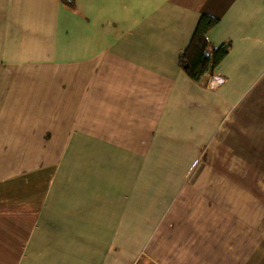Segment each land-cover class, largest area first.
I'll use <instances>...</instances> for the list:
<instances>
[{
    "label": "crops",
    "instance_id": "obj_1",
    "mask_svg": "<svg viewBox=\"0 0 264 264\" xmlns=\"http://www.w3.org/2000/svg\"><path fill=\"white\" fill-rule=\"evenodd\" d=\"M75 3L0 0V264H264V0Z\"/></svg>",
    "mask_w": 264,
    "mask_h": 264
},
{
    "label": "trees",
    "instance_id": "obj_2",
    "mask_svg": "<svg viewBox=\"0 0 264 264\" xmlns=\"http://www.w3.org/2000/svg\"><path fill=\"white\" fill-rule=\"evenodd\" d=\"M61 2L71 9L76 6L75 0H61ZM219 21L216 16L202 13L198 17L188 44L178 55L179 67L196 82L203 83L228 54L231 46L229 41L215 45L208 38V32Z\"/></svg>",
    "mask_w": 264,
    "mask_h": 264
},
{
    "label": "rangeland",
    "instance_id": "obj_3",
    "mask_svg": "<svg viewBox=\"0 0 264 264\" xmlns=\"http://www.w3.org/2000/svg\"><path fill=\"white\" fill-rule=\"evenodd\" d=\"M75 5H76V3H75ZM66 7H67V6H66ZM67 8L71 10V8H69V7H67ZM70 10H69V11H70ZM177 64H178V60H177ZM178 66H179V65H178ZM180 69H181V68H180ZM207 83H208V81H207V80H204L203 83H200V84H201V85H202V84H203V85H206ZM133 155H134V159L139 158V157H138V153H135V152H134Z\"/></svg>",
    "mask_w": 264,
    "mask_h": 264
}]
</instances>
